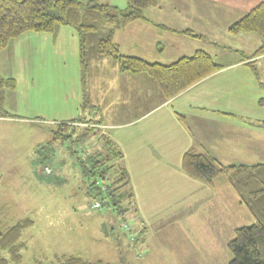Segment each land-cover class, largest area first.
<instances>
[{
    "label": "crops",
    "instance_id": "obj_1",
    "mask_svg": "<svg viewBox=\"0 0 264 264\" xmlns=\"http://www.w3.org/2000/svg\"><path fill=\"white\" fill-rule=\"evenodd\" d=\"M252 1L158 0L146 11L145 19L117 30L114 40L121 53L151 63L170 64L198 50L210 54L208 47H222L219 28L223 27L226 37L233 36L229 26L240 19L237 12L241 4ZM261 2L264 0H257L253 5ZM74 32L61 27L55 33L35 35L24 42L21 36L13 41L18 48L9 57L20 54L22 44H29L30 39L40 45L46 42L47 52L52 51L50 58H36L43 67L41 80L47 83L46 88L59 82L76 84L81 69L79 38ZM234 38H246V34ZM254 47L252 51L225 47L239 55L238 58L231 59L229 53H225L224 61L219 63L223 69L169 100L145 74L121 72L112 60L103 59L90 67L85 87L80 78L76 93L78 114L57 119L55 123L80 127L85 125L80 124V120L101 123L103 132L110 135L124 153L140 224L146 229L153 216L151 211L155 209L179 210L199 197L218 196L216 183L207 186L182 170V158L189 149L230 165H252L244 163L243 157L264 149L261 131L264 130V106L260 103L264 98L259 85L264 84V79L256 68L264 56L252 59L256 61L253 68L247 65L251 59H246L259 46ZM2 53V77L13 79L14 71L23 73L22 67L14 66L3 75Z\"/></svg>",
    "mask_w": 264,
    "mask_h": 264
},
{
    "label": "rangeland",
    "instance_id": "obj_2",
    "mask_svg": "<svg viewBox=\"0 0 264 264\" xmlns=\"http://www.w3.org/2000/svg\"><path fill=\"white\" fill-rule=\"evenodd\" d=\"M95 1L121 9L127 5L126 0ZM256 1L241 4L239 17L254 8ZM219 30L222 47H208L217 63L224 61L225 53L238 58L225 47L252 51L261 42L253 33L227 39L223 27ZM35 35L45 34L26 33L23 42ZM13 41L2 53L1 73L14 66L22 67L23 73L13 72L15 88L6 92L5 107L12 117L0 118V228L25 218L33 220L23 233L22 264H56V257L63 255L93 264H229L232 253L228 244L236 229L251 226L255 219L224 178L215 181L217 197H199L179 210L151 211L146 229L138 217H128V232L123 219L110 207L92 208L96 197H92L79 163V158L85 157L84 148L80 142L54 140L58 137L55 120L80 111L76 93L82 73L76 84L59 82L47 89L41 80L43 67L36 62V58H50L52 51L47 52L46 42L40 45L30 39L29 44H22L20 54L10 58L18 48ZM256 68L264 79V60ZM242 160L264 163V149L246 154ZM45 166L52 169L51 175L43 174Z\"/></svg>",
    "mask_w": 264,
    "mask_h": 264
},
{
    "label": "trees",
    "instance_id": "obj_3",
    "mask_svg": "<svg viewBox=\"0 0 264 264\" xmlns=\"http://www.w3.org/2000/svg\"><path fill=\"white\" fill-rule=\"evenodd\" d=\"M126 2V8L121 9L95 0H0V54L11 41L26 33L52 34L62 26H69L79 36L84 87L90 67L107 58L121 72L145 74L151 78L166 100L224 68L203 50L170 64L151 63L121 53L114 40L115 32L134 21L145 19L146 11L155 6L158 0ZM228 30L233 35L253 33L261 39L259 47L246 57L251 59L247 65L253 68L256 61L252 59L264 56V2L233 22ZM255 75H258L256 71ZM259 85L264 89L263 83ZM13 88L15 80L0 75V118L12 117L6 110L5 102L7 90ZM260 103L264 105V99ZM178 116L184 120L183 116ZM78 122L85 125L80 127L58 123V137L54 140L63 142L67 139L82 144L80 146L85 150V157L79 158V163L83 176L88 177L89 189L93 190L92 197H96L93 205L99 202L100 209L103 206L110 207L123 219L125 226L128 217L136 220L139 214L124 153L116 141L103 132L99 121ZM182 170L190 178L210 187L219 178H224L230 184L238 195L239 203L249 210L255 222L251 226L236 229L235 237L228 244L232 253L229 264H264V163L224 165L206 154L189 149L183 155ZM51 174L52 171L45 175ZM32 224V219L25 218L10 227L0 228V264H22V251L26 246L23 233ZM128 227L125 229L131 232V227ZM33 264L43 263L35 261ZM56 264L93 263L78 256L63 255L56 257Z\"/></svg>",
    "mask_w": 264,
    "mask_h": 264
},
{
    "label": "built area",
    "instance_id": "obj_4",
    "mask_svg": "<svg viewBox=\"0 0 264 264\" xmlns=\"http://www.w3.org/2000/svg\"><path fill=\"white\" fill-rule=\"evenodd\" d=\"M51 171H52V170H51V168H50L49 166H46V167H44V169H43V172H44L45 174H50ZM93 208H94L95 210H99V209H100V203H99V202L94 203ZM128 226H129V225L126 224L124 227H125V228H129Z\"/></svg>",
    "mask_w": 264,
    "mask_h": 264
}]
</instances>
